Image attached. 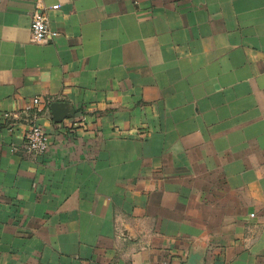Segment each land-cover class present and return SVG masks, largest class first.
<instances>
[{
    "label": "crops",
    "instance_id": "crops-1",
    "mask_svg": "<svg viewBox=\"0 0 264 264\" xmlns=\"http://www.w3.org/2000/svg\"><path fill=\"white\" fill-rule=\"evenodd\" d=\"M0 264H264V0H0Z\"/></svg>",
    "mask_w": 264,
    "mask_h": 264
},
{
    "label": "built area",
    "instance_id": "built-area-1",
    "mask_svg": "<svg viewBox=\"0 0 264 264\" xmlns=\"http://www.w3.org/2000/svg\"><path fill=\"white\" fill-rule=\"evenodd\" d=\"M58 7L59 5L55 4L52 6V9H57ZM29 30L31 39L35 42L47 41L57 35V31L49 27L47 14L42 9H36L32 13ZM39 102H41L39 97L33 99L34 104H38ZM36 111L40 112L41 108L36 107ZM83 118L82 116L80 119L82 120ZM78 122V120H75L73 124H77ZM50 141V134L41 126L33 123L25 132L23 147L28 153L44 154L50 147Z\"/></svg>",
    "mask_w": 264,
    "mask_h": 264
},
{
    "label": "water",
    "instance_id": "water-1",
    "mask_svg": "<svg viewBox=\"0 0 264 264\" xmlns=\"http://www.w3.org/2000/svg\"><path fill=\"white\" fill-rule=\"evenodd\" d=\"M50 109L53 116V121L56 123L62 122L65 118L71 116L70 106L65 102H52Z\"/></svg>",
    "mask_w": 264,
    "mask_h": 264
}]
</instances>
